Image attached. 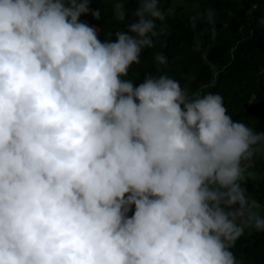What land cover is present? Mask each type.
<instances>
[{"label": "clouds", "instance_id": "9594fccd", "mask_svg": "<svg viewBox=\"0 0 264 264\" xmlns=\"http://www.w3.org/2000/svg\"><path fill=\"white\" fill-rule=\"evenodd\" d=\"M89 4L0 0V264H240L236 241L264 233L244 187L264 131L219 93L127 78L166 31L160 0H114L132 22L103 41Z\"/></svg>", "mask_w": 264, "mask_h": 264}, {"label": "trees", "instance_id": "16d2710c", "mask_svg": "<svg viewBox=\"0 0 264 264\" xmlns=\"http://www.w3.org/2000/svg\"><path fill=\"white\" fill-rule=\"evenodd\" d=\"M172 9L166 31L154 38V47L144 49L140 63H133L129 76L134 86L146 75L167 74L189 94L219 93L233 121H242L255 131H264V0H160ZM114 0H90L91 11L79 19L97 29L101 41L108 33L127 30L128 24L113 16ZM131 13L137 0H124ZM211 13V20H209ZM138 19V18H136ZM157 53L167 63L155 61ZM244 187L250 198L264 206V155L248 162ZM134 212V205L127 215ZM240 264H264V233L245 230L231 249Z\"/></svg>", "mask_w": 264, "mask_h": 264}, {"label": "rangeland", "instance_id": "374dc122", "mask_svg": "<svg viewBox=\"0 0 264 264\" xmlns=\"http://www.w3.org/2000/svg\"><path fill=\"white\" fill-rule=\"evenodd\" d=\"M257 211L261 212L262 214H264V207H261L260 209H257Z\"/></svg>", "mask_w": 264, "mask_h": 264}]
</instances>
